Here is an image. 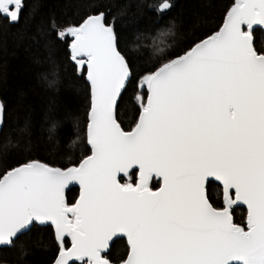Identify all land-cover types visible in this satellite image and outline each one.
Here are the masks:
<instances>
[{
	"label": "snow or ice",
	"instance_id": "snow-or-ice-1",
	"mask_svg": "<svg viewBox=\"0 0 264 264\" xmlns=\"http://www.w3.org/2000/svg\"><path fill=\"white\" fill-rule=\"evenodd\" d=\"M178 6L148 5L152 43L137 57L102 0L71 21L35 19L33 0H0V19L24 21L49 64L62 47L85 82L83 115L58 116L59 74L43 76L49 141L87 145L67 164L27 153L0 170L7 264H264V0H227L211 23ZM130 93L136 118L125 125ZM23 124L30 136L29 114ZM6 127L0 99V136Z\"/></svg>",
	"mask_w": 264,
	"mask_h": 264
},
{
	"label": "trees",
	"instance_id": "trees-1",
	"mask_svg": "<svg viewBox=\"0 0 264 264\" xmlns=\"http://www.w3.org/2000/svg\"><path fill=\"white\" fill-rule=\"evenodd\" d=\"M99 0H33L36 7L37 20L58 17L60 20L78 19L88 11L90 3ZM111 4L112 13L121 15V41L133 56L141 57L150 51L145 45L152 41L145 39L151 32L157 17L148 10L153 0H102ZM177 13H182L195 23L197 20L215 22L219 18L221 5L227 0H177ZM31 7V5H30ZM176 13H174L175 15ZM111 18V17H110ZM29 24L31 21L28 22ZM26 23L18 26L9 25L0 19V99L7 104V127L0 136V170L7 164L20 158L22 154L31 153L37 158L48 160L57 165L67 164L69 159L78 160L86 151L83 142L71 148L58 146L50 142L48 137V105L53 93L47 89L43 76L54 69L61 80V90L56 95L58 108L56 114L63 116L70 109L78 108L83 115L84 81L74 78L72 63L67 59L62 47H57L55 63L49 64L41 50L32 46L26 38ZM32 118L31 134L26 135L19 130L23 128L25 115ZM121 119L125 125L136 118L135 100L132 94L126 98L121 110ZM63 135V132H61ZM11 136H19L20 142L9 146ZM78 188H72L70 199L78 197ZM219 198V191L214 193ZM244 209L237 210V218L244 214ZM123 241H117L116 251L123 248ZM15 257L6 250L0 252V264H7ZM39 260V257H35Z\"/></svg>",
	"mask_w": 264,
	"mask_h": 264
},
{
	"label": "water",
	"instance_id": "water-1",
	"mask_svg": "<svg viewBox=\"0 0 264 264\" xmlns=\"http://www.w3.org/2000/svg\"><path fill=\"white\" fill-rule=\"evenodd\" d=\"M74 188H78V186L74 187ZM79 189V188H78Z\"/></svg>",
	"mask_w": 264,
	"mask_h": 264
}]
</instances>
